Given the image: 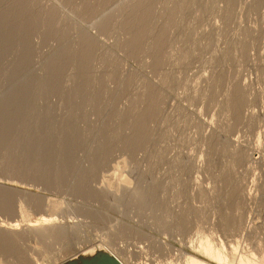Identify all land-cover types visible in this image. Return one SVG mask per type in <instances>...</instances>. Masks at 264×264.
<instances>
[{
	"label": "rangeland",
	"instance_id": "374dc122",
	"mask_svg": "<svg viewBox=\"0 0 264 264\" xmlns=\"http://www.w3.org/2000/svg\"><path fill=\"white\" fill-rule=\"evenodd\" d=\"M137 1L0 0V264H264V0Z\"/></svg>",
	"mask_w": 264,
	"mask_h": 264
},
{
	"label": "bare ground",
	"instance_id": "6f19581e",
	"mask_svg": "<svg viewBox=\"0 0 264 264\" xmlns=\"http://www.w3.org/2000/svg\"><path fill=\"white\" fill-rule=\"evenodd\" d=\"M19 1V3H20V6L19 7H21L22 6V8L25 6V4H24V2H22V0H18ZM142 0H138L137 2H136V8L138 7V3H140ZM138 4V5H137ZM179 5V4H178ZM177 5V6H178ZM177 6H175V7H177ZM183 6V5H182ZM27 8V7H26ZM88 8V7H87ZM140 9V8H139ZM180 10V9H179ZM91 11V10H90ZM175 11V10H174ZM144 12V13H143ZM151 11L149 10V8H147V9H141V12H140V15H139V17H137L138 18V23H137V26L135 25V27L136 28H134L135 30H136V32L138 33V36H139V38L136 40V41H134L132 44V47H133V49L135 50V49H138V48H140L141 47V43H142V41H141V38L143 37V35H145L146 34V32H148V31H150L151 30V26L149 25V20L147 21V19H146V16H150V13ZM29 13V12H28ZM143 13V14H142ZM8 14H9V16H8ZM142 14V15H141ZM35 15V14H34ZM138 16V15H137ZM148 16V17H149ZM10 18V12H8L7 11V14L5 15V19L6 18ZM52 17V16H51ZM3 19H4V15H3V17H2ZM11 19V25L10 26H14L15 25V27H17V29H18V27L20 28V25H21V22H18V21H15L14 19H12V18H10ZM10 21V20H9ZM137 21V20H136ZM3 22V21H2ZM31 23V22H30ZM35 23H37V21L35 22ZM131 23V22H130ZM2 24V23H1ZM8 24H9V22H8ZM33 25V24H32ZM3 26V25H2ZM8 26V25H7ZM29 26H30V24H29ZM32 27V26H31ZM131 27V26H130ZM134 27V26H133ZM1 28V27H0ZM13 28V27H12ZM47 28H49V27H47ZM51 28V27H50ZM128 28V27H127ZM165 28V27H164ZM21 29V28H20ZM129 29V28H128ZM4 30H6V29H4ZM10 30H12V29H10ZM19 30V29H18ZM133 30V29H132ZM1 31V30H0ZM15 31V30H14ZM14 31H12V32H14ZM17 31V30H16ZM51 31V30H50ZM5 32V31H4ZM28 32H29V30H28ZM12 34V33H11ZM136 34V33H135ZM136 37H137V35H135ZM8 37V36H7ZM164 39V38H163ZM6 40V39H5ZM85 40V39H84ZM24 41V40H23ZM27 41V40H26ZM25 42V41H24ZM29 42V41H28ZM83 43H85V45H90L91 43H92V38H86V40L83 42ZM11 44V43H10ZM25 44V43H24ZM162 44H163V41H162V39L161 38H159L158 40H156V41H154L153 42V45H154V47L156 46V47H160V46H162ZM5 45V44H4ZM30 45V44H29ZM28 45V46H29ZM152 45V46H153ZM24 46V45H23ZM27 46V45H26ZM82 47V46H81ZM2 48V47H1ZM25 48V47H24ZM90 48V47H89ZM28 49V48H27ZM156 49V48H155ZM159 49V48H158ZM81 50H82V48H81ZM87 50H89V49H87ZM83 51H84V49H83ZM64 52V51H63ZM62 52V53H63ZM65 53V52H64ZM67 53H69V52H67ZM66 53V54H67ZM77 53H79L78 51H77ZM80 53H81V51H80ZM82 54V53H81ZM59 55V54H58ZM57 55V56H58ZM61 55V54H60ZM63 55V54H62ZM91 54H89V51H88V53L85 55L88 59L91 57L90 56ZM67 56V55H66ZM25 57V56H24ZM56 57V56H55ZM55 57H53V58H55ZM61 58V57H60ZM80 58V57H79ZM85 57H83V59H84ZM25 59V58H24ZM58 59V58H57ZM86 59V58H85ZM50 60V59H49ZM64 61H65V58H64ZM87 62V61H86ZM48 67H49V65H47ZM55 66V65H54ZM54 68V67H53ZM56 68V67H55ZM50 69H52V68H50ZM85 70V69H84ZM54 71V70H53ZM59 71V70H58ZM79 72V71H78ZM79 74V73H78ZM81 74H79V76H80ZM57 77V76H56ZM52 78H53V75H52ZM51 78V79H52ZM48 79V78H47ZM50 79V80H51ZM88 80V79H87ZM55 81L56 80H51L50 82H51V84L52 83H54V85H55ZM88 82V81H87ZM86 82V83H87ZM48 84H49V81L47 82ZM103 85V84H102ZM85 87H86V85H84ZM55 88V87H54ZM78 91H80V90H78ZM152 91V90H151ZM151 91H147V94H146V96H149V95H151L152 94V92ZM22 93V92H21ZM24 94V93H23ZM24 96V95H23ZM154 104V103H153ZM152 104V105H153ZM1 106V105H0ZM233 106H235V105H233ZM154 107V106H153ZM1 109V108H0ZM153 109V108H152ZM149 110H151V108L149 109ZM149 110L147 111L148 113H149ZM152 112V111H151ZM120 115V114H119ZM122 116V115H121ZM118 117V116H117ZM137 117V116H136ZM150 117H152V116H149L148 114H146V115H143V114H141V115H139V117L137 118V126H136V135H134V137H130V139L129 140H126V142H125V146L126 147H128V148H130L131 146L133 147V145L135 144V146L136 145H138V143H140L141 142V140H142V133L145 131V127H147L146 126V124H147V122L149 121V118ZM124 118V117H123ZM117 119V118H116ZM151 119V118H150ZM148 120V121H147ZM126 121V120H125ZM136 123V122H135ZM121 128V127H120ZM117 134V133H116ZM146 134H147V132H146ZM145 134H143V136H144ZM79 136V135H78ZM77 135H74L73 133H72V135H70V141L71 140H73V141H75L76 139H78L79 137H78ZM115 136V135H114ZM69 138V137H68ZM115 138V137H114ZM67 139V138H66ZM78 140H80V138L78 139ZM69 141V140H68ZM78 142V141H77ZM142 142H143V140H142ZM75 143V142H74ZM123 145V144H122ZM39 152H42V151H39ZM37 154V153H36ZM41 154H43V153H41ZM38 155H40V153L38 154ZM38 157V156H37ZM94 161V160H93ZM99 161V158L97 159V161H96V163ZM93 164V163H92ZM62 176V175H61ZM63 177V176H62ZM92 183V182H91ZM49 219V218H48ZM48 219H45V218H43L41 221H43V222H45V221H47ZM52 219V218H51ZM54 219V218H53ZM50 220V219H49ZM36 225V224H35ZM15 226H16V224H10L9 225V227L7 228V231L9 230V231H11V232H13L12 230H14L15 229ZM34 225L33 224H27V227H29V228H31L32 229V227H33ZM7 227V226H6ZM34 228V227H33ZM35 229V228H34ZM199 242V241H198ZM105 243V242H104ZM211 243V241L210 240H205V241H201L200 242V245H199V249H201V251L203 252V254H207L208 256H210V255H212V256H214L215 257V260L216 261H218V260H221L222 258H224V259H222L223 261H226L227 259L225 258V256H223L222 255V253H223V251H221V249H218V248H215L214 247V245H211L210 244ZM106 244V243H105ZM105 244H103L104 245V247H105ZM107 245V244H106ZM106 247H108V246H106ZM5 248V247H4ZM109 248H111V247H109ZM197 248V249H198ZM107 249V248H106ZM111 250V249H110ZM112 251H113V248H112ZM235 251V250H234ZM101 252L102 251H97L89 260H83L82 262H83V264H86L87 262H88V264H95V262L98 260V258H100V255H101ZM114 252H115V250H114ZM106 254H108L107 252H105ZM111 253V252H110ZM113 253V252H112ZM109 255V254H108ZM111 256V255H110ZM112 257H114V256H112ZM114 258H116V257H114ZM218 260H217V259ZM245 258V257H244ZM247 258V257H246ZM244 259L246 262H248V263H251V264H253V259ZM117 259V258H116ZM70 260V259H69ZM119 262H121L119 259H117ZM185 264H209V263H207V262H204L203 260H201V259H199V258H196L195 256H192V255H188V256H186L185 257ZM239 260H242V258L241 259H239ZM243 260V261H244ZM68 261V260H67ZM67 261L65 260V261H63V262H61V263H59V264H65V263H67ZM242 261V262H243ZM245 261H244V263H245ZM219 262H221V261H219ZM122 263V262H121ZM239 263L241 264V261H239ZM247 263V264H248ZM68 264H72V263H69L68 262ZM123 264V263H122Z\"/></svg>",
	"mask_w": 264,
	"mask_h": 264
},
{
	"label": "water",
	"instance_id": "95a60500",
	"mask_svg": "<svg viewBox=\"0 0 264 264\" xmlns=\"http://www.w3.org/2000/svg\"><path fill=\"white\" fill-rule=\"evenodd\" d=\"M88 264V262L86 263ZM95 264H122L116 258L106 254L105 252H101L100 258L95 262Z\"/></svg>",
	"mask_w": 264,
	"mask_h": 264
}]
</instances>
